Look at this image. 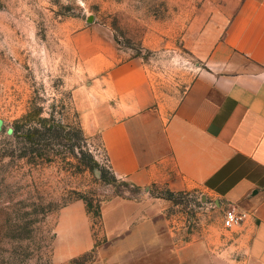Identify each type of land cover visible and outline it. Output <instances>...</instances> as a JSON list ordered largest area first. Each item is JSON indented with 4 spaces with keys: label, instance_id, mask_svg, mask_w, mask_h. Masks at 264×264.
Masks as SVG:
<instances>
[{
    "label": "rangeland",
    "instance_id": "1",
    "mask_svg": "<svg viewBox=\"0 0 264 264\" xmlns=\"http://www.w3.org/2000/svg\"><path fill=\"white\" fill-rule=\"evenodd\" d=\"M240 0H0V264H52L59 211L82 201L96 246L107 242L102 212L122 198L167 200V230L202 241L195 262L232 264L244 254L226 203L202 188L147 190L112 172L99 135L86 138L73 90L92 81L78 56L98 42L116 64L140 58L158 93L179 99L203 66L195 49L221 38ZM90 17L93 21L90 22ZM91 156L103 167L87 163ZM96 251V250H94ZM91 251L72 260L87 264Z\"/></svg>",
    "mask_w": 264,
    "mask_h": 264
},
{
    "label": "crops",
    "instance_id": "2",
    "mask_svg": "<svg viewBox=\"0 0 264 264\" xmlns=\"http://www.w3.org/2000/svg\"><path fill=\"white\" fill-rule=\"evenodd\" d=\"M203 38L195 49L203 66L177 100L158 93L140 58L116 64V50L78 47L93 79L74 88V103L84 136H100L116 177L173 194L202 188L246 212L244 254L232 264H264V0H240L223 36ZM166 205L151 194L107 204V242L98 247L85 204L69 203L57 216L52 264L94 250L87 264L195 262L205 243L178 242Z\"/></svg>",
    "mask_w": 264,
    "mask_h": 264
},
{
    "label": "built area",
    "instance_id": "3",
    "mask_svg": "<svg viewBox=\"0 0 264 264\" xmlns=\"http://www.w3.org/2000/svg\"><path fill=\"white\" fill-rule=\"evenodd\" d=\"M248 218L246 212L237 210L236 208H229L225 211L224 226L228 229L238 227Z\"/></svg>",
    "mask_w": 264,
    "mask_h": 264
},
{
    "label": "trees",
    "instance_id": "4",
    "mask_svg": "<svg viewBox=\"0 0 264 264\" xmlns=\"http://www.w3.org/2000/svg\"><path fill=\"white\" fill-rule=\"evenodd\" d=\"M87 166L89 169H98L100 171V177L103 179L104 176V169L103 167H101V165L94 159V157L91 156V161H89V163H87Z\"/></svg>",
    "mask_w": 264,
    "mask_h": 264
},
{
    "label": "water",
    "instance_id": "5",
    "mask_svg": "<svg viewBox=\"0 0 264 264\" xmlns=\"http://www.w3.org/2000/svg\"><path fill=\"white\" fill-rule=\"evenodd\" d=\"M89 21H90V22H92V21H93V18H92V17H90Z\"/></svg>",
    "mask_w": 264,
    "mask_h": 264
}]
</instances>
